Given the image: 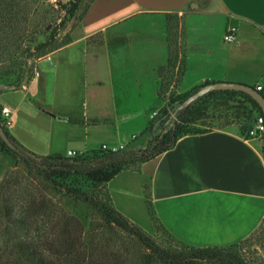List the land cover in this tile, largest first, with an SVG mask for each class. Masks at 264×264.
<instances>
[{"label":"rangeland","instance_id":"1","mask_svg":"<svg viewBox=\"0 0 264 264\" xmlns=\"http://www.w3.org/2000/svg\"><path fill=\"white\" fill-rule=\"evenodd\" d=\"M90 1L0 0L1 100L11 109L9 118L18 115L29 120L41 137H34V143L29 144L35 153L27 150V154L83 147L75 150L77 155L95 160L108 155L97 149L101 143H125L123 150L129 151L146 149L156 138L167 143L172 134L204 129L234 126L247 134L257 108L253 99L236 90L210 91L186 106L187 114L180 113L189 95L215 82L193 81L208 70L220 72L225 63L219 56L213 63H192L186 76L189 57L207 56L214 53L211 50L223 56L222 49L237 43V34L228 28L233 19L217 0H190L184 10L172 13L140 12L108 35L98 33L83 44H74L73 38L79 37L78 19ZM72 4L76 5L73 11ZM239 41L254 44L255 52L264 57L259 48L264 46V31L248 27ZM239 53L244 51H233L235 56ZM247 61L232 63L229 72L238 80L251 81L248 85L252 87L260 84L264 97V79L254 78ZM15 89L26 90L33 108L40 111L25 104L23 90L11 92ZM6 120L0 114L5 131ZM116 121H121L120 129L112 132ZM118 133L129 137L120 140ZM132 135L135 138L130 140ZM3 144L0 140V208L11 209L16 219L23 217L22 230L13 225V239H36L47 235L53 226L70 230L76 219L85 256L89 252L94 261L113 264L112 258L117 257L122 264H163L132 235L66 194L35 167L13 157ZM138 165L131 160L123 170H136ZM98 177L99 173H72L52 178L112 205L104 193L106 183ZM146 198L145 194L146 221L131 222L159 247L172 253L188 252L191 247L164 229ZM214 250L231 255L237 264H264V218L240 242Z\"/></svg>","mask_w":264,"mask_h":264},{"label":"crops","instance_id":"2","mask_svg":"<svg viewBox=\"0 0 264 264\" xmlns=\"http://www.w3.org/2000/svg\"><path fill=\"white\" fill-rule=\"evenodd\" d=\"M217 2L236 22L235 26L228 28H233L237 34V43L222 49L225 52L223 56L211 50L214 53H207V56L199 53L189 57L186 76L192 63H210V60L213 63L221 59L225 63L220 72L208 70L193 83L204 79L249 84L251 81L238 80L229 72L232 63L247 58L254 78L264 79V57L255 52L254 44L242 45L239 41L246 36L248 27L264 31V0ZM189 3L190 0H91L78 19L79 37L73 38L72 43L83 44L98 33L108 35L116 30L117 25L137 13L178 12ZM259 48L264 51V46L259 45ZM234 50L244 53L235 56ZM19 90L23 89L11 92ZM1 94L0 104L7 106L1 100ZM22 98L28 102L22 99L23 103L29 104L27 106L40 111L33 108L26 90L22 91ZM16 116L9 118L6 131L17 144L34 152L29 144L34 143V137L41 138L38 127L35 129L29 120ZM120 122H115L116 128L112 132L120 129ZM118 135L120 140L129 137ZM263 147L264 139L246 138L234 126L182 134L171 147L140 162L137 170L124 169L116 173L106 182V189L112 206L134 223L146 221V194L155 217L177 241L193 248L228 247L250 235L264 218ZM70 149L80 151L83 147L51 150L53 152L48 154L66 155Z\"/></svg>","mask_w":264,"mask_h":264},{"label":"trees","instance_id":"3","mask_svg":"<svg viewBox=\"0 0 264 264\" xmlns=\"http://www.w3.org/2000/svg\"><path fill=\"white\" fill-rule=\"evenodd\" d=\"M75 9L76 5L72 4L70 10L73 11ZM235 23L236 22L233 20L230 24L235 26ZM258 92L260 94L262 93L261 90ZM242 93L253 99L247 93ZM253 101L257 108L256 115H263L256 101L254 99ZM185 107L180 110L181 116L187 114L189 108ZM205 131H207V129L186 132L183 134L201 133ZM5 133L13 147H9L1 139L0 140L4 143L3 145H5L6 149L13 157L21 160L27 166L35 167L46 179L59 185L66 194L85 203L90 208L100 213L104 220L132 235L143 247L148 250L150 255L156 261L163 264H198L200 262L207 261H217L221 264H237L231 255H221L215 251L214 249L217 247H191L188 252H169L159 247L138 227H136L134 223L118 212L112 205L96 199L77 187L61 185L52 178L54 175L61 174L74 173L91 175L93 173H99L98 181L106 183L116 173L123 170V167L127 162L136 160L140 163L153 158L161 151L171 147L179 135L177 136L176 134H172L169 142L167 143L163 142L160 138H156L152 140L151 145L146 149L129 151L122 150L115 153H107L108 155L105 157L89 160L81 157L80 155L70 157L61 155L60 153L29 155L26 153L27 150L17 144L7 131H5ZM103 189L107 199L110 200L107 189ZM1 194L2 191L0 189V197ZM36 213L37 212H34V215H36ZM22 222L23 217L20 219L14 218L11 209L6 206H4L3 209L0 208V264H112L108 261H94L90 257L89 252L87 256H85L86 251L82 248V244L80 242V223L76 219H74V221L70 224V230L67 227L60 226L58 228V226H53L47 235H39L36 239H13V225H15V228L19 226V230H22ZM27 231L28 228L26 227L25 232ZM112 259L113 264H122V261L117 257H113Z\"/></svg>","mask_w":264,"mask_h":264},{"label":"water","instance_id":"4","mask_svg":"<svg viewBox=\"0 0 264 264\" xmlns=\"http://www.w3.org/2000/svg\"><path fill=\"white\" fill-rule=\"evenodd\" d=\"M214 90H236L247 93L256 101L264 116V97L258 91H256L251 85L239 83V82H231V81H215L201 86L197 91L189 95L182 102V106L184 107L188 106L191 102L198 99L202 95ZM0 139L9 147H13L1 124H0Z\"/></svg>","mask_w":264,"mask_h":264},{"label":"built area","instance_id":"5","mask_svg":"<svg viewBox=\"0 0 264 264\" xmlns=\"http://www.w3.org/2000/svg\"><path fill=\"white\" fill-rule=\"evenodd\" d=\"M233 29V28H232ZM47 62H49L50 58L46 59ZM35 75H38L37 72H35ZM254 89L256 91H259L262 89V86L260 84L254 85ZM10 110L7 106H1L0 107V114L2 115L3 119H7L6 123H9V116H10ZM135 138V135L131 136L130 140H133ZM246 138H257V139H264V116L261 114L255 115L253 121L251 122V127L248 129ZM125 143H101L97 149H100L102 151H105L106 153H115L122 151L125 148ZM77 153L75 150H67L66 156H76Z\"/></svg>","mask_w":264,"mask_h":264}]
</instances>
